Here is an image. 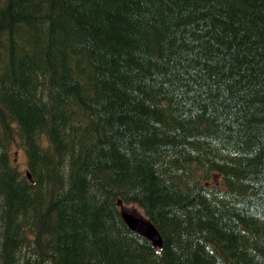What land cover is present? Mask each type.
<instances>
[{
    "label": "trees",
    "instance_id": "obj_1",
    "mask_svg": "<svg viewBox=\"0 0 264 264\" xmlns=\"http://www.w3.org/2000/svg\"><path fill=\"white\" fill-rule=\"evenodd\" d=\"M0 264H264V0H0Z\"/></svg>",
    "mask_w": 264,
    "mask_h": 264
},
{
    "label": "water",
    "instance_id": "obj_2",
    "mask_svg": "<svg viewBox=\"0 0 264 264\" xmlns=\"http://www.w3.org/2000/svg\"><path fill=\"white\" fill-rule=\"evenodd\" d=\"M31 179V176L29 175ZM123 219L126 221L128 226L139 233L143 237L150 240L156 247H161L163 245L162 237L155 226L150 222L142 218H138L133 214H129L125 210L122 213Z\"/></svg>",
    "mask_w": 264,
    "mask_h": 264
},
{
    "label": "rangeland",
    "instance_id": "obj_3",
    "mask_svg": "<svg viewBox=\"0 0 264 264\" xmlns=\"http://www.w3.org/2000/svg\"><path fill=\"white\" fill-rule=\"evenodd\" d=\"M19 154L17 156V161L19 162V166L21 168H25L26 166V158L23 152L17 151ZM122 208L130 211L131 213L139 216L140 214H142L141 210L139 207L135 206V205H128V206H123Z\"/></svg>",
    "mask_w": 264,
    "mask_h": 264
},
{
    "label": "bare ground",
    "instance_id": "obj_4",
    "mask_svg": "<svg viewBox=\"0 0 264 264\" xmlns=\"http://www.w3.org/2000/svg\"><path fill=\"white\" fill-rule=\"evenodd\" d=\"M163 241V240H162ZM156 247V246H155ZM163 247V245L161 246V247H157V248H162Z\"/></svg>",
    "mask_w": 264,
    "mask_h": 264
}]
</instances>
